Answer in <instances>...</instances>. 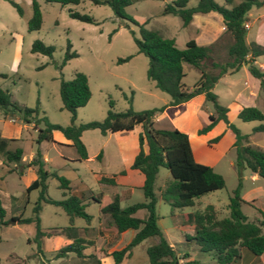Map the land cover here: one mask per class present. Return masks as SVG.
I'll return each mask as SVG.
<instances>
[{"label":"rangeland","instance_id":"374dc122","mask_svg":"<svg viewBox=\"0 0 264 264\" xmlns=\"http://www.w3.org/2000/svg\"><path fill=\"white\" fill-rule=\"evenodd\" d=\"M13 1L21 7V15L8 0H0V74H3V76L0 75V88L10 94L12 101L27 107L37 105L39 114L44 115L50 123L67 125L69 113L61 108L58 94L59 80H68L75 72H82L86 76L90 96L83 106L76 109L75 123L101 120L106 113L109 100L112 101L111 109L114 111H123L129 106L135 111L158 108L168 102V95L155 88L153 82L145 76L147 58L136 51L133 42V37L138 36L137 26L114 16L106 4L79 0L77 4L60 5L55 2L37 0L41 24L37 30L27 31L26 21L31 15L30 0ZM170 1L172 0H129L124 10L138 24L156 31L162 37L172 39L177 48H183L189 39H194L199 45H209L214 34L219 33L220 26L223 25L219 14L213 11L194 13L192 20L183 26L177 15L162 13L164 4ZM214 1L230 7L240 0H231V4L225 3V0ZM195 4L196 0H187L186 7H192ZM256 9L257 7L252 6L245 13L244 19L248 18V12L252 15ZM69 10L87 14L96 23L76 20L68 15ZM245 36L248 40H252L254 27L246 30ZM35 39L53 47L50 56L30 52V44ZM67 41L70 43V50L74 51L76 56L68 58L62 64ZM228 43L229 39L225 33L215 38L209 58L203 61L205 70H208L213 61L222 63L227 60ZM125 58L127 59L118 61ZM256 60L264 61V55L258 56ZM182 70L184 73L182 83L186 87H191L197 80L199 71L187 63H182ZM224 79L230 81V84L226 85L218 81L211 89L214 94L219 95V104L222 106L234 100L235 93L243 87L242 81L245 77L243 70H239L228 74ZM258 95L259 98L255 104L264 115V92L260 91ZM194 100L196 103L198 98ZM199 107L195 104L193 116L181 114L177 121L186 124L189 131L197 125L200 128L207 122L206 112H212V105L210 102L203 101ZM171 111L172 107L166 106L165 112L170 116ZM230 117L229 121L241 133L249 134V144L264 149V133L252 132V128L258 124V121L244 122L233 113H230ZM10 119L13 122H10ZM261 122L264 123V120ZM155 123L158 127L169 126L167 118L157 120ZM36 126L41 127L42 123ZM2 127L6 134L20 136L17 144L9 142V148L19 146L24 158H28L30 152L34 153L38 144L35 143L36 128L32 123H24L18 113L4 114L0 110V132ZM139 128L137 125L130 132H120L109 137L100 134L97 129H86L83 131V140L89 151L98 148L102 143L108 149L113 146L114 141H122L126 153L120 164L125 167L126 162L132 158V152L137 150ZM198 128L189 138L191 151L196 162L211 166L222 176L224 187L195 198L193 206L174 210V214L170 213L167 203L156 198L154 205L156 224L174 250L177 264L187 260H194L196 264H218L210 253L200 251L193 240L185 237L190 236V226L183 214L202 210L205 205L212 204L218 211V217L225 216L228 195L237 183L236 169L233 164H230L234 156L232 143L230 145V141L234 140L233 133L225 127L221 130L217 127L205 143L196 137ZM215 136H218L220 142L213 146L212 144L218 139L215 142H211L210 139ZM40 146L48 159L44 168L49 173L54 172L66 178L71 190L86 187L95 194L94 196L101 190L103 191L99 200L101 203L110 198L108 189L99 186L93 171L108 172L114 168L113 161L110 160L106 166H102L95 158L88 161L74 160L75 151L70 146L58 144L51 146L48 141H41ZM19 168L20 165L17 169ZM130 171L132 174L127 176L129 192L126 193L125 186L115 187L116 192L121 194L120 207L143 200L140 189L141 175L136 170ZM249 173L247 169L241 171L240 196L246 202L241 204L240 209L248 221H256L259 218L257 210L264 211V183L257 176L255 180L254 177L249 178ZM29 176L28 172H23L22 175L14 172L13 168L12 171L7 172L6 167L0 165V204L5 209V216L0 224V264H98L99 262L93 258L76 257L73 253L54 257L55 250L63 244L62 236L44 238L41 250H38L32 240L33 223H19L11 219L12 216L32 215V206L37 199L38 189L26 192L25 187L29 182L27 181ZM169 177L165 168H158L153 185L157 196L158 190ZM45 184L47 196L52 199L63 198L62 189L59 188L58 180L53 175L46 177ZM88 195L89 191H84L83 203L85 212L92 215L89 224L92 230L87 231L85 237L92 239L94 247L101 248L105 253L121 248L131 239L132 229H127L118 237V234L106 226L107 217L99 212L100 203L92 200ZM145 214V210H138L135 216L144 217ZM38 218L42 229L67 225V216L64 211L59 206L48 203H41ZM73 225L84 227L86 223L82 218L75 217ZM260 230L264 234V226H260ZM155 240L145 238L132 246L130 256L126 258L124 254L125 259L121 260V264H147L145 249ZM91 250L92 247L89 248V251ZM103 264L108 263L104 261ZM226 264H264V251L260 256H255L247 249L241 248L239 258Z\"/></svg>","mask_w":264,"mask_h":264},{"label":"trees","instance_id":"16d2710c","mask_svg":"<svg viewBox=\"0 0 264 264\" xmlns=\"http://www.w3.org/2000/svg\"><path fill=\"white\" fill-rule=\"evenodd\" d=\"M55 2L60 5L77 4L79 0H44ZM94 4H106L114 16L127 20L138 28V36L133 37V42L138 53L147 58L145 76L153 82L158 90L166 93L168 102L158 108L133 110L130 106L123 111L111 109L112 101H108V108L104 117L99 120H91L83 123H75V112L78 107L83 106L90 91L86 76L82 72H75L68 80L60 79L58 94L61 108L69 113V123L59 125L50 123L44 115H40L38 106L27 107L18 104L10 99V94L0 88V110L5 114L18 113L24 123H32L36 128L35 143L41 141L52 142L51 132L59 131L62 136L69 140V145L74 149L76 160L86 159V149L80 140V134L86 129H97L100 134L107 132H126L132 130L136 125L141 127L137 133V151L129 165L130 169L137 170L142 175L140 189L143 200L120 207L117 194L110 196L105 202L99 201V197L90 195L89 198L99 202V212L107 217L106 226H109L116 234L126 229H132L134 234L131 239L121 248L114 249L108 254L101 248L94 247V241L85 237L92 215L85 212L83 195L67 194L70 187L69 181L63 176L54 172L48 173L44 168L41 153L36 147L33 158L29 164L35 168L36 177L25 187L26 192L38 189V196L32 206V215L29 217L12 216L11 219L19 223L32 222L34 226L32 240L36 248L41 250L44 238L62 236L70 241L60 245L54 253V257H63L67 253H73L76 257L93 258L98 262L99 258L110 255L112 264H119L124 254L128 255L130 248L145 238H154L155 242L149 244L145 253L147 264H177V257L171 245L165 240L161 230L156 224L157 216L154 211L156 198H160L170 207V213L174 210L193 206L194 199L208 192L224 187L222 176L215 172L209 165L196 162L193 158L187 134L169 125L158 127L154 123V115L161 112L166 106H177L186 102L192 97L202 94L204 101L212 105V113L207 115V122L196 130V134H203L210 130L217 121H222L234 135L232 147L234 151L233 165L237 173V183L228 195L226 204L227 214L218 217V211L212 204H207L202 210H194L183 214V217L192 225V233L185 236L194 241L198 249L211 254L218 264H226L239 258L240 249L245 248L251 254L260 256L264 251V234L260 226H264V213L259 209V218L256 221H248L246 215L241 211V204L246 201L240 196L241 171L247 169L249 172L260 177L264 183V149L248 143L249 134L241 133L226 117L227 107L219 104L212 87L217 79L225 74L232 73L248 63L247 70L251 76L258 80L259 89L264 92V72L261 71L252 60L264 55V47L251 41L245 42V31L242 23L245 21V13L252 7L264 6V0H240L236 4L225 7L214 0H196L192 7H186L187 0H172L165 3L162 13L177 15L183 26L187 25L194 13L216 12L220 15L224 26V33L227 34L229 43L226 46L227 60L222 63L213 61L208 70L203 68V61L209 58L213 44L199 45L194 39L185 42L183 48H177L174 41L159 35L154 30H149L133 20L124 10L129 0H91ZM16 12L21 15L22 10L19 4L8 0ZM231 4V0H225ZM31 15L26 21L27 31L37 30L41 24V14L37 0H30ZM68 15L76 20L93 23L96 21L87 14L76 11H68ZM30 52L50 56L53 51L51 45L35 39L31 42ZM76 56L70 50V43L67 41L62 64L68 58ZM125 59H118L123 61ZM182 63H187L199 71L197 80L191 87L182 83L184 76ZM3 76V74H0ZM236 117L241 121H258L252 128V132L264 133L263 113L254 106H243ZM42 123L41 127L36 124ZM218 136L210 139L215 142ZM11 138L0 137V157L2 165L10 163L19 164L22 150L20 148L8 149ZM101 153L98 152L95 158L99 160ZM163 167L169 173V179L158 190V196L154 192V180L158 168ZM12 168H7V172ZM120 174L123 171L119 172ZM53 175L58 180V186L62 189L63 198L52 199L46 195L45 179ZM99 182L114 185V176H100ZM98 200V201H97ZM48 203L59 206L67 216V225L42 229L39 226L38 212L41 203ZM138 210H145L144 217L135 216ZM5 211L0 204V224L3 222ZM82 218L86 226L75 227L73 219ZM92 250L89 251V248ZM182 264H196L194 260H187Z\"/></svg>","mask_w":264,"mask_h":264},{"label":"crops","instance_id":"0c3cea01","mask_svg":"<svg viewBox=\"0 0 264 264\" xmlns=\"http://www.w3.org/2000/svg\"><path fill=\"white\" fill-rule=\"evenodd\" d=\"M209 12H212V11H209ZM207 12V13H209ZM248 15V18L245 19V23L247 24V28L246 30L248 29H251L254 27V37L251 38L252 40H248L247 37L245 36V42L246 43H249L251 41L261 45L264 47V6H260V7H257L256 11L254 12V14L251 15L250 12L247 13ZM220 16V15H219ZM221 18V17H220ZM192 20V18H191ZM190 20V21H191ZM221 24L222 21H221ZM224 26L221 25L220 26V30H219V33H216L214 34V38L213 40L209 43L211 44L212 42H214L215 38L217 36H219L220 34H224ZM223 30V31H222ZM20 43V41L18 40V44ZM257 58V57H256ZM256 58H254L252 60V62L261 70L264 72V61L262 62H258L256 60ZM247 66H248V63L246 64H243L241 65L238 70L236 71H239V70H243V73H244V77L245 79L242 81V84H243V87L237 91L235 93V98L234 100H231L230 102H226L224 104L225 107H227L228 111L226 112V117L228 120L231 119L230 117V113H233V115H236L237 111L243 107V106H254L256 108H258V106L255 104V101L258 100L259 98V92L261 91L259 89V85H258V80L256 78H254L253 76L250 75V73L248 72L247 70ZM234 71V72H236ZM233 73V72H232ZM232 73H225L223 75H221L217 81L214 83V85L218 82V81H221L223 82V84H226V85H229L230 81H225V76H227L228 74H232ZM224 80V81H222ZM213 85V86H214ZM213 88V87H212ZM246 90V92H245ZM262 92V91H261ZM216 94V93H215ZM217 96V100L218 102H220V98H219V95L216 94ZM194 98H198L197 102L194 103ZM204 101V97L202 94H198L194 97H192L191 99L187 100L186 102L184 103H181L177 106H170L172 107V111H171V116L168 115L166 112H165V109L166 107L159 113V114H155L154 115V123L157 122V120L161 121L162 119L164 118H167L168 119V123L169 125H172L174 127H176L177 129L183 131L184 133L187 134V137L188 139L191 137L193 131H195L196 128H198V125L193 127L191 131L188 130V128L186 127V124H181L179 121H177V118L178 116H180L181 114L183 115H190L193 116L194 115V105L196 104L198 107L199 105ZM243 101H248V102H243ZM168 107V106H167ZM200 108V107H199ZM212 112H206V115L210 114ZM10 122H13L11 120H9ZM206 123V122H205ZM27 124V123H26ZM156 124V123H155ZM137 126V125H136ZM135 126V127H136ZM139 126V125H138ZM134 127V128H135ZM140 127V126H139ZM217 127H220L219 130H221L223 127H225L224 123L222 121H217L216 124L210 129L208 130L207 132L203 133V134H197L198 136H196L198 139L204 141L206 143V141L209 139L208 137H210L212 134H214V131ZM133 128V129H134ZM132 129V130H133ZM141 127L139 128L138 132L140 131ZM225 129H228L225 127ZM18 130H19V126H18ZM130 130V131H132ZM218 130V131H219ZM2 132H0V137L2 138H11L13 140L10 141V143H15L17 144V142L20 140V136H15V135H11V134H6L5 132V129L4 127H2L1 129ZM130 131H126V132H130ZM225 131V130H224ZM137 132V133H138ZM116 133H120V132H114V133H109L107 132L106 134H104V136H114ZM221 135V134H220ZM51 137H52V142L51 143V146L54 145V144H58L60 146H63V145H66V146H70L69 145V140L65 139L62 134L57 131V130H53L51 132ZM80 140L81 142L84 144L85 146V149H86V159L82 160V161H88V160H92V158H95V155L100 152L101 153V157L100 159L98 160V162L102 165V166H106L107 162L108 161H113L114 162V168L112 170H109L108 172H98L97 170L93 171V174H95L96 178H97V182L99 177L100 176H114V180H115V184L114 185H110V184H105V183H101L99 182V186L101 188H107L108 189V193L111 195L113 194H117L118 195V198H119V201H120V198H121V194L116 192L115 190V187L120 185V186H125L126 189V193L129 192V186L127 184V182H129V180L127 179V176L128 174H132V172L130 170H134V169H130L129 168V165L132 161V158L133 156L135 155L136 152H132V158L131 160H129V162H126V166L125 167H122V164H120V162H122L123 160V155L126 153V149L123 145V142L122 141H119V140H116L114 141L113 143V146L112 147H109L108 149H106V147L104 146V144L102 143L98 148H95L93 151H89L88 149V146L86 145V143L84 142L83 140V131L81 132L80 134ZM220 142V140L218 139V141H216V143H213L212 145L213 146H216L218 143ZM233 142V140L230 141V145L231 143ZM41 143V142H40ZM40 143L38 144V149L41 153V158L43 160V164L45 166V164L47 163L48 159L46 158L45 154L42 152L41 150V146H40ZM9 144V143H8ZM8 146V145H7ZM71 147V146H70ZM14 148H20L19 146H13L12 148L8 146V149H14ZM21 149V148H20ZM22 150V149H21ZM192 150V149H191ZM137 151V150H136ZM33 152H30L29 155H28V158H24V155H21V161L19 164H13V163H10L8 166H5V165H2V162H1V157H0V165L1 166H5L6 167V170L8 167L10 168H13L14 172H18V174L20 173L22 175L23 172H28V174L30 175L28 180L27 181H32L35 177H36V174H35V168L33 165L29 164V161L33 158ZM192 155H193V158L194 160L196 161V158L192 152ZM74 160H76V154L74 155L73 157ZM96 159V158H95ZM198 161V160H197ZM121 166H120V165ZM230 164H233V161L232 163ZM20 165V168H18V166ZM207 165V164H206ZM126 169H129V170H126ZM5 171V170H3ZM12 171V170H11ZM120 171H123L122 174H120L119 172ZM137 171V170H136ZM131 172V173H129ZM49 173V172H48ZM101 173H108L107 175L106 174H101ZM134 174V173H133ZM140 174V173H139ZM141 175V174H140ZM251 177H254V180L256 178V175L253 174V173H249V178ZM251 180V179H250ZM29 182L26 184V186L29 184ZM141 182H142V175L140 177V185H141ZM70 187V186H69ZM88 190L89 191V195H95L94 193H92L88 188L86 187H82V188H74L73 190L69 189L68 191V194H76V195H80V194H83L84 195V191ZM102 193L103 191H99L96 193V196H98V194H101V197H102ZM84 197V196H83ZM4 209V208H3ZM5 211V209H4ZM262 212L264 213V211L262 210ZM136 213V212H135ZM174 214V211L173 213ZM183 214V213H182ZM185 214V213H184ZM135 215V214H134ZM5 216V215H4ZM92 220V219H91ZM190 226V234L192 233V225L191 224H188ZM127 230V229H126ZM126 230H124L123 232L119 233L118 234V237L123 234ZM134 234V231L132 230V235ZM131 235V237H132ZM63 244H66L68 243L70 240L69 239H66V238H63L62 240ZM62 244V245H63ZM124 245V244H123ZM170 245V244H169ZM98 248V247H96ZM110 251H108L109 253ZM107 253V254H108ZM131 254V251L129 252L128 255L125 254L126 258H128ZM103 259V260H101ZM122 259H125L124 257H122ZM121 259V260H122ZM104 261H106L108 264H112V258L110 255H106V256H103L101 258H99L98 260V264H103ZM119 264H121V261L119 262Z\"/></svg>","mask_w":264,"mask_h":264},{"label":"built area","instance_id":"2783aa9c","mask_svg":"<svg viewBox=\"0 0 264 264\" xmlns=\"http://www.w3.org/2000/svg\"><path fill=\"white\" fill-rule=\"evenodd\" d=\"M243 27L246 29L247 28V24L245 22L242 23ZM11 121H13L12 119H10Z\"/></svg>","mask_w":264,"mask_h":264},{"label":"water","instance_id":"95a60500","mask_svg":"<svg viewBox=\"0 0 264 264\" xmlns=\"http://www.w3.org/2000/svg\"><path fill=\"white\" fill-rule=\"evenodd\" d=\"M13 222V221H12Z\"/></svg>","mask_w":264,"mask_h":264}]
</instances>
